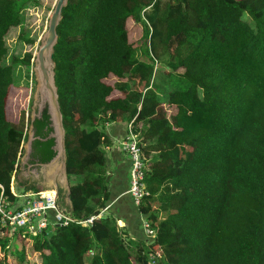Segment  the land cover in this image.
Masks as SVG:
<instances>
[{
    "label": "trees",
    "instance_id": "16d2710c",
    "mask_svg": "<svg viewBox=\"0 0 264 264\" xmlns=\"http://www.w3.org/2000/svg\"><path fill=\"white\" fill-rule=\"evenodd\" d=\"M41 4L0 0V202L12 207L31 122L9 118L7 99L33 79L26 17ZM56 33L70 200L60 190L57 204L76 221L100 213L105 125L131 124L146 166L137 207L153 236L109 211L36 236L0 225V264H264V0H67ZM32 125L29 162H48L46 108Z\"/></svg>",
    "mask_w": 264,
    "mask_h": 264
},
{
    "label": "built area",
    "instance_id": "2783aa9c",
    "mask_svg": "<svg viewBox=\"0 0 264 264\" xmlns=\"http://www.w3.org/2000/svg\"><path fill=\"white\" fill-rule=\"evenodd\" d=\"M130 125V126H129ZM140 137L133 132L131 124H128V130L120 142L122 151H124L130 160L129 169V186L127 193L132 198L133 203L139 206L144 196L146 195L145 177V163L142 158ZM13 192V191H12ZM23 200L18 202L13 207L8 202H0V225H7L11 230H23L32 236L40 234L44 230H49L50 226H66L70 222L76 220L67 213L65 208H60L57 204L55 191L53 190H38L29 191L25 194H17ZM92 215L85 220L76 221L82 225H91L93 221L100 216ZM118 227H122L117 221ZM144 236L151 240L153 231L150 229L146 217L141 223ZM154 255H151L149 263L153 264Z\"/></svg>",
    "mask_w": 264,
    "mask_h": 264
},
{
    "label": "water",
    "instance_id": "95a60500",
    "mask_svg": "<svg viewBox=\"0 0 264 264\" xmlns=\"http://www.w3.org/2000/svg\"><path fill=\"white\" fill-rule=\"evenodd\" d=\"M66 3L67 0L56 1L48 19L47 29L40 40V44L35 54L34 71L37 77V86L35 90L36 103H34V110L30 117L31 124L29 125L28 130L29 140L27 141L26 148L24 149V158L22 161H19L17 175L19 176L20 172L24 170L25 167L28 169L30 166L27 164V159L31 151L32 142L35 139L32 122L35 118H39L44 108H46L49 116L50 127L52 129L47 138H53L54 140L52 149L54 150L55 155L48 162L39 164V166H44L49 169L45 175V178L49 179V181L42 183L43 185L40 190L54 189L56 199H58L59 191L64 189L70 203L66 167L65 130L63 127L62 114L58 103L57 87L54 78L55 64L52 60L53 48L57 42L56 27L61 19L62 7L65 6ZM23 174H27L25 170L23 171ZM22 179L25 180V178ZM63 182L64 186L61 184Z\"/></svg>",
    "mask_w": 264,
    "mask_h": 264
},
{
    "label": "crops",
    "instance_id": "0c3cea01",
    "mask_svg": "<svg viewBox=\"0 0 264 264\" xmlns=\"http://www.w3.org/2000/svg\"><path fill=\"white\" fill-rule=\"evenodd\" d=\"M125 124L124 122H120L107 123L105 125V129L111 138V145L103 147L98 156H102L103 162L107 161V186L110 196L101 210L106 209L102 212V215L108 211L114 213L118 218L117 221L122 225V229L126 228L133 236L143 237L141 223L145 215L139 212L138 207L127 193L130 160L120 146V140L128 130V125L126 126ZM21 183H23V180ZM65 194V203L70 204L67 199V193L65 192Z\"/></svg>",
    "mask_w": 264,
    "mask_h": 264
},
{
    "label": "rangeland",
    "instance_id": "374dc122",
    "mask_svg": "<svg viewBox=\"0 0 264 264\" xmlns=\"http://www.w3.org/2000/svg\"><path fill=\"white\" fill-rule=\"evenodd\" d=\"M40 1H42L41 6L31 8L29 10V13H30L29 16L26 17L27 27L29 28L31 35L33 37H35L36 35V45L33 48L34 57L32 59V71H31V74L33 75V79H29L27 83L19 84V86L12 88V90L10 91L9 97L7 99V114H8V117L11 119H17L19 113L23 111L26 113V115H27V112L28 113L30 112V117H31L33 110H34V103H36L35 90L37 86V77L34 71L35 54L40 44V40L42 39L47 29L48 19L51 15V12L57 0H40ZM136 26L138 27V30L135 34V37L140 38L141 37V25L138 24ZM171 45H173V43ZM138 87H142V84H139ZM125 125L127 126V124ZM28 133L29 132L27 131V137L22 143V153L19 157V161L20 160L22 161V159L24 158V155H23L24 149L26 148L27 141L29 140ZM123 138H121V140H123ZM24 170L27 173L26 175L23 174ZM24 170L20 172L19 179L16 177V175L12 178L11 189L17 194H19L22 191V185L26 184V183H21L23 180L22 178H25L26 182H28L29 185H31V183H37V186H35L37 189H41L43 185L42 183L49 181V179L45 178V175L49 171V169L45 168L44 166H39L40 173L37 171V169H32V166H29L28 169L25 168ZM61 184L64 186V182ZM26 186H28V184ZM61 191L65 193L64 189ZM21 200L22 199H20V202ZM61 200L64 201V199H61ZM12 243H13V240H12Z\"/></svg>",
    "mask_w": 264,
    "mask_h": 264
},
{
    "label": "flooded vegetation",
    "instance_id": "af4514ba",
    "mask_svg": "<svg viewBox=\"0 0 264 264\" xmlns=\"http://www.w3.org/2000/svg\"><path fill=\"white\" fill-rule=\"evenodd\" d=\"M32 150H33V148H32V145H31V151H30L29 157L27 159V164L30 165V166H32V169H37V171H39V164H40V162H38V161H35V162H32V163L29 162V160L31 158ZM18 167H19V164H18ZM17 170H18V168H17ZM16 177L19 179V176L17 175V171H16ZM24 182L26 183L25 185L28 184V186H34V187L37 186V183H31V185H29V183L26 182V180H23V183ZM38 186H39V184H38Z\"/></svg>",
    "mask_w": 264,
    "mask_h": 264
},
{
    "label": "clouds",
    "instance_id": "9594fccd",
    "mask_svg": "<svg viewBox=\"0 0 264 264\" xmlns=\"http://www.w3.org/2000/svg\"><path fill=\"white\" fill-rule=\"evenodd\" d=\"M16 175V174H15ZM122 228V227H121Z\"/></svg>",
    "mask_w": 264,
    "mask_h": 264
}]
</instances>
